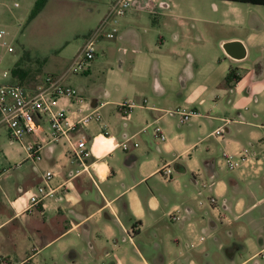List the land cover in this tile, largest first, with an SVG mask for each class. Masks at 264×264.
Returning a JSON list of instances; mask_svg holds the SVG:
<instances>
[{
    "label": "crops",
    "instance_id": "1",
    "mask_svg": "<svg viewBox=\"0 0 264 264\" xmlns=\"http://www.w3.org/2000/svg\"><path fill=\"white\" fill-rule=\"evenodd\" d=\"M1 1L0 7L6 6ZM112 2L83 1L76 8L87 16H97L99 25ZM147 2L136 0L116 25L106 28L114 31V37L101 38L97 44L104 45L100 47L103 52L114 50L121 42L130 48V53L124 45L117 48L119 67L111 71L115 89L107 84V76L103 78L107 101L101 102L89 84L99 70L94 59L79 75L81 79L76 75L64 80L66 73L62 75L63 84L76 89L87 107L101 116V122H91L73 134L74 139H86L89 158L81 163L72 157L65 141L47 146L48 137L42 132L19 143L18 154L0 153V163L12 169L11 174L0 173V232L9 230L0 237V264H12L11 253L30 239L40 247L33 245L31 254H23L18 264H264L263 236L244 244H219L224 255L216 260L217 245L202 247L204 240L198 238L190 208L201 175L211 179L210 189L217 198L233 201L232 185L237 189L238 180L249 171L255 176L264 173V169L255 173L247 167L238 170V177L219 178L216 167L217 162L223 166L222 161H216L214 149L201 145L207 138V121L221 124L228 134L226 139L224 135L217 138L221 149L230 151L227 154L241 149L238 137L245 127L262 130L258 120L264 106V5L190 0L183 9H171L164 3H154L151 9ZM12 7L19 4L14 2ZM142 11L152 13L151 21L142 19ZM1 12L5 11H0L2 17ZM25 15L18 14L17 20L23 23ZM0 27L6 30L8 25L0 23ZM228 43L238 44L234 48L238 56L226 52ZM4 46L6 41L0 38V48ZM7 51L14 52L11 47ZM6 56L0 52V64ZM7 61L8 76H4L6 72L0 75L1 84L24 82L28 90L41 84L44 76L27 82L34 73L29 62L18 56H8ZM16 64L25 76L11 75ZM230 70L238 80L226 85ZM125 101L137 104L127 116L118 108ZM244 104L254 105L253 119L240 108ZM60 106L76 117L73 112L78 106L67 100ZM176 110H193L198 116L180 125V116L171 113ZM156 128L163 140L157 139ZM248 133L249 140H259L257 133ZM32 141L43 144L35 161L26 152ZM122 142L128 143V150L117 146ZM162 167L171 170L169 180L159 174ZM46 172L53 173L50 185L55 196L25 214L28 193L41 184ZM242 205L239 201L235 207ZM174 209L180 210L178 222L168 218ZM211 209L219 213L217 208ZM210 226L215 228L213 222ZM49 248L46 259L42 254ZM246 248L249 255L236 259L235 252Z\"/></svg>",
    "mask_w": 264,
    "mask_h": 264
},
{
    "label": "rangeland",
    "instance_id": "2",
    "mask_svg": "<svg viewBox=\"0 0 264 264\" xmlns=\"http://www.w3.org/2000/svg\"><path fill=\"white\" fill-rule=\"evenodd\" d=\"M83 1H87L90 4L93 2V0H49L47 5H45V9L33 22L27 21L31 11H28V8L32 4V9L37 1H1L4 2L6 6L0 7V11H5L1 12L2 17L0 16V23L8 25V29L6 28L8 36L6 35L4 37L6 46H4L3 49L0 48V52H6L9 57L18 56V59L23 62L30 63L28 64L29 69L34 73L29 75V80L27 82L32 80L35 81V79L39 77L50 74L59 77L66 73L64 80L74 78L76 75H78V78L83 77L79 76L82 75L81 73L75 75L71 73L69 69L72 61L82 49L87 34L95 31L98 26L96 25L97 16H87L86 13L79 12L76 8L80 3L83 4ZM187 1L190 0H155L154 3L156 6L164 3L166 5L170 4L171 9L174 7L183 9ZM14 2L19 4L18 8L12 7ZM149 12H141L143 20L151 21L153 15ZM25 13L27 15H25L23 23L19 22L17 20L18 14L24 15ZM123 45L130 53V48L122 42L117 43L115 49L110 52L104 49L105 52L101 51L100 47H104L103 44L96 46L97 55L94 61L99 63V70L93 75V78L90 79L89 84L92 86L93 91L96 92L95 95L99 96L98 98L101 102L108 100L104 95L103 78L107 76V84L112 87L113 74L111 71L119 67V60L117 57L119 53L117 52V48H122ZM7 47H11L14 52L11 53L7 51ZM8 56H6L3 63L0 64V75L6 72L8 76ZM78 78L76 79L79 80ZM23 84L24 82L20 83L22 86ZM111 89L114 90L115 86ZM91 94L94 93L91 92ZM61 102L62 100L59 101V103ZM240 108L251 118L253 117V104H244ZM237 119L238 117H228V120L232 121ZM258 123H260L262 130L256 128L248 129V127H245L246 130L238 139L242 142L241 149H247L251 153L255 152L258 156H264V106ZM39 124L40 126L37 128L36 132H42L44 137L47 136L49 138V131L45 118ZM242 129L244 130V128ZM217 130L223 131L225 139L228 137V134L225 133L221 124H214L207 121L204 128V133L207 135V138L201 145L203 147L209 146L214 149L217 158L216 161H219L222 158V152L230 153V151L221 149V144L218 142L217 136L215 135V131ZM248 130L257 133L260 141L256 140L253 142L249 140L250 136ZM231 135L234 137L235 134L231 132ZM44 143H46L47 146L51 145L48 144V141ZM3 151H12L18 154L21 151V145L18 142L9 143L7 130L3 125H0V153ZM10 170L12 169L5 163H0V173H4L5 171L9 172ZM250 172L251 171L238 180L239 185L237 189L232 185L230 197L233 201H230V199L226 197L217 198L214 195V191L210 189L211 179L207 175L199 176L197 184L194 185L195 198L190 204L193 215L192 222L198 227V238L201 237L204 240L200 243L202 247L216 243L217 246H215L214 254L218 261L224 255V252L218 248L219 244L226 245L232 241H238L244 244L246 240L248 242V240L252 239L257 240L258 237L263 236L264 238V173L255 176ZM9 173L11 174L12 171ZM216 173L219 178L228 180L229 178L238 177L239 172L238 170L230 171L217 162ZM202 184H206V188H203ZM30 193H28V195ZM24 194L25 193H21V196H24ZM210 198L216 201V208L220 214L218 213L216 215L215 212L212 211V207H210L208 203ZM239 201L243 203L242 207H235L236 202ZM211 222L215 224V228H211ZM8 231V229L1 231L0 237L6 236ZM33 245L37 248L40 247L35 241L30 239L22 245L21 249L16 248L15 251L11 253L13 254L12 264H18V262L23 260V256H25L23 254H31L29 249L32 248ZM51 249L52 248L45 250L42 256L48 259ZM248 255V248L235 252V258L238 260L244 259ZM26 264L33 263L29 262Z\"/></svg>",
    "mask_w": 264,
    "mask_h": 264
},
{
    "label": "built area",
    "instance_id": "3",
    "mask_svg": "<svg viewBox=\"0 0 264 264\" xmlns=\"http://www.w3.org/2000/svg\"><path fill=\"white\" fill-rule=\"evenodd\" d=\"M136 0H115L110 6L98 27L84 42V45L75 59L72 61L69 71L73 74L83 73L95 57L96 45L101 38L112 39L114 31H106L110 25H116L117 20L123 18L127 11L133 7ZM152 9L154 3L147 0ZM7 35L5 29L0 27V38ZM6 76V74H4ZM64 76L45 75L41 84L35 90H28L18 84L0 83V123L6 128L8 139L13 142L22 143L28 136H33L44 118L47 122L49 138L48 144L57 145L65 141L68 145V153L83 163L90 156L87 141L84 138L74 139L73 134L84 128L91 122H101V116L97 111H92L79 92L71 86L63 84ZM60 100H67L71 105L78 106L74 111L76 117H72L70 111L60 106ZM137 107L134 101H125L118 105L123 115L127 116ZM180 116L179 124L188 123L192 117L198 116L193 110L171 112ZM104 127V126H103ZM157 139L163 140L160 128L155 129ZM218 139L223 138V131H215ZM119 148L128 150L127 142L118 143ZM135 147L137 144L134 145ZM43 149V144L32 141L26 146L27 156L31 161L38 159V152ZM223 166L230 170H242L250 168L259 173L264 169V157H257L247 149H240L234 154L222 153ZM161 177L169 180L171 170L162 167L159 171ZM53 173L46 172L42 182L29 194L28 205L24 208L25 214H31L35 208L47 199L55 196L56 190L51 187L50 181ZM206 188V184H202ZM209 205L216 209V201L210 198ZM170 222H178L181 219L180 210L174 209L169 213ZM202 241L203 238H200Z\"/></svg>",
    "mask_w": 264,
    "mask_h": 264
},
{
    "label": "trees",
    "instance_id": "4",
    "mask_svg": "<svg viewBox=\"0 0 264 264\" xmlns=\"http://www.w3.org/2000/svg\"><path fill=\"white\" fill-rule=\"evenodd\" d=\"M222 1H232V2H239L244 4H252V5H264V0H222ZM47 0H37L34 4L33 8L31 9L27 21H32L44 8ZM23 73L25 76V72L19 69L18 65L16 64L15 67L11 70V75L13 77H17L19 74ZM238 77L234 74V70H230L225 78V84L229 85L233 82H236Z\"/></svg>",
    "mask_w": 264,
    "mask_h": 264
},
{
    "label": "water",
    "instance_id": "5",
    "mask_svg": "<svg viewBox=\"0 0 264 264\" xmlns=\"http://www.w3.org/2000/svg\"><path fill=\"white\" fill-rule=\"evenodd\" d=\"M238 44L237 43H228L224 46V49L226 50V52L232 57V56H238V55H235L236 53H234V48L235 46H237ZM234 54V55H232ZM233 58H237V59H240L241 57H233Z\"/></svg>",
    "mask_w": 264,
    "mask_h": 264
},
{
    "label": "bare ground",
    "instance_id": "6",
    "mask_svg": "<svg viewBox=\"0 0 264 264\" xmlns=\"http://www.w3.org/2000/svg\"><path fill=\"white\" fill-rule=\"evenodd\" d=\"M102 167V166H101Z\"/></svg>",
    "mask_w": 264,
    "mask_h": 264
}]
</instances>
